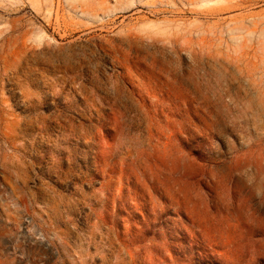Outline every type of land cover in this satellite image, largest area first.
Here are the masks:
<instances>
[{"label":"rangeland","instance_id":"374dc122","mask_svg":"<svg viewBox=\"0 0 264 264\" xmlns=\"http://www.w3.org/2000/svg\"><path fill=\"white\" fill-rule=\"evenodd\" d=\"M0 264H264V0H0Z\"/></svg>","mask_w":264,"mask_h":264}]
</instances>
